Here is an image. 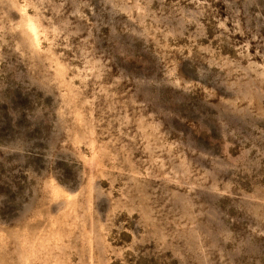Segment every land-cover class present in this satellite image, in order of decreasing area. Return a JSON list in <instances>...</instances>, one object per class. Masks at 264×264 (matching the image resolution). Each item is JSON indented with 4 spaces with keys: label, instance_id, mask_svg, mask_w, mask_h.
Returning <instances> with one entry per match:
<instances>
[{
    "label": "rangeland",
    "instance_id": "1",
    "mask_svg": "<svg viewBox=\"0 0 264 264\" xmlns=\"http://www.w3.org/2000/svg\"><path fill=\"white\" fill-rule=\"evenodd\" d=\"M0 264H264V0H0Z\"/></svg>",
    "mask_w": 264,
    "mask_h": 264
}]
</instances>
